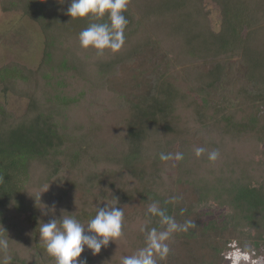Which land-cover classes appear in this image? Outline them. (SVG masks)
Here are the masks:
<instances>
[{"label": "trees", "instance_id": "16d2710c", "mask_svg": "<svg viewBox=\"0 0 264 264\" xmlns=\"http://www.w3.org/2000/svg\"><path fill=\"white\" fill-rule=\"evenodd\" d=\"M212 1L217 29L203 0H130L123 48L97 56L78 46L89 21L66 14L71 0H0L44 36L35 68L0 66L1 91L27 99L18 116L0 104V231L12 264H53L40 223L86 222L116 199L124 235L82 252L88 264H119L141 247L154 201L197 225L175 235L163 264H223L232 240L262 256L264 166L248 150L264 152V0ZM196 147L206 149L199 158ZM161 152L184 159L163 162ZM174 195L182 200L165 205Z\"/></svg>", "mask_w": 264, "mask_h": 264}, {"label": "clouds", "instance_id": "9594fccd", "mask_svg": "<svg viewBox=\"0 0 264 264\" xmlns=\"http://www.w3.org/2000/svg\"><path fill=\"white\" fill-rule=\"evenodd\" d=\"M41 3L46 0H40ZM64 3V0H56ZM130 0H71L66 14L73 20L87 19L89 23L77 34L80 49H93L97 56L104 55L105 51L118 53L126 41L125 31L129 19L125 16ZM206 152L204 147L194 149L195 157L199 158ZM219 151L207 153V160L215 162L219 158ZM163 162L184 159L183 152L159 154ZM2 180V178H0ZM49 186V185H48ZM48 188V187H47ZM45 191V190H44ZM43 192V191H42ZM38 194V199H40ZM182 200L181 196H171L164 204H176ZM117 199L112 203L99 205L95 215L86 222H81L75 216H61L52 218L46 223H40L38 233L41 247L53 264H88L87 257L81 258L86 249L93 256L107 248L110 241H117L123 235L124 210L117 208ZM187 212L180 209V215ZM146 221L140 231L144 234L143 245L130 255H122L119 264H163L172 249L170 242L177 233H189L197 227L194 220L187 219L178 222L168 213L166 207H161L158 201L151 203L145 212ZM152 218H157L159 227H149ZM0 231V264H12L13 257L9 254V238ZM229 251L224 253V259L231 264H264V257L258 256L255 247L245 242L232 240L227 244Z\"/></svg>", "mask_w": 264, "mask_h": 264}, {"label": "rangeland", "instance_id": "374dc122", "mask_svg": "<svg viewBox=\"0 0 264 264\" xmlns=\"http://www.w3.org/2000/svg\"><path fill=\"white\" fill-rule=\"evenodd\" d=\"M203 5L208 12L211 27L217 29L220 20L218 5L212 0H203ZM43 45V32L36 21L23 16L20 11L3 12L0 10V66L9 62H17L29 68H35L40 61ZM0 104L4 106L7 112L18 116L25 111L27 99L10 92H3L0 87ZM248 151L249 154L252 153L253 157H259L264 166L262 148L251 145ZM255 163L257 162L255 161ZM215 208L216 206L212 209L214 213L223 212L222 209L217 208L215 210ZM20 249L23 253L27 248ZM262 256L264 257V247ZM223 264H231V262L224 259Z\"/></svg>", "mask_w": 264, "mask_h": 264}]
</instances>
